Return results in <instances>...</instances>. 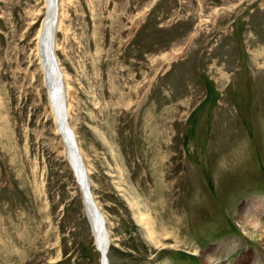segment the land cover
Listing matches in <instances>:
<instances>
[{
	"label": "rangeland",
	"instance_id": "rangeland-1",
	"mask_svg": "<svg viewBox=\"0 0 264 264\" xmlns=\"http://www.w3.org/2000/svg\"><path fill=\"white\" fill-rule=\"evenodd\" d=\"M44 1L0 0V264H101L35 54ZM60 1L56 55L110 264H201L214 245L264 264L238 223L264 201V0ZM135 187L153 242L173 244L144 237Z\"/></svg>",
	"mask_w": 264,
	"mask_h": 264
},
{
	"label": "bare ground",
	"instance_id": "bare-ground-1",
	"mask_svg": "<svg viewBox=\"0 0 264 264\" xmlns=\"http://www.w3.org/2000/svg\"><path fill=\"white\" fill-rule=\"evenodd\" d=\"M52 1L54 0L44 1L45 2V12L43 15L44 18L42 19L41 25H39L40 27L37 29L38 32L35 43L36 45L35 54L37 59L39 60L41 72L43 74L42 77L43 78L42 84L44 86L43 88L47 90L46 95H47L49 107L51 109L50 111L52 112L53 121H55L54 123L55 126L53 125V131L56 135L59 136L58 144L64 146V148L63 147L62 148L64 149V156L66 157V160H68L69 162V167H72L74 169L71 171H73V174H75L74 175L75 183L78 186V188H80L81 190V195L83 202L85 204L87 217L89 218L91 229L94 234L95 245L98 246L97 247L98 249L99 248L101 249L100 250L101 253L107 259V255L111 247V242L113 240L111 236V231L107 227V219L109 218L108 217L106 218L103 215V213L99 210L100 208L97 202H95L93 192L90 188V184H91L90 175L88 174L83 156L81 155L80 145H78V139L75 134V131H73V128L71 126V122H70L71 117L69 116L72 107L71 105L73 101V95L75 94L74 92L72 93L68 88L66 75L62 71V68L59 63L60 59H58L56 55V49L58 47V45L56 44V35H57L56 33H58L59 31L58 29L61 24V19H63L64 16L66 15L65 13H63L64 3L58 0V6L55 13V10H53L51 7L53 3ZM49 17H52L51 21H49ZM65 33H67V30L65 31ZM41 37L43 38V40ZM47 72L48 73L50 72L52 76V80L49 82H47L46 79ZM92 128L96 132L100 133V130H98L95 126H92ZM63 132L64 133L66 132L68 134V137L70 139L69 141L73 143L74 150L77 153L80 161H77V159L74 158L73 155L75 154L67 146L68 139L64 137ZM104 141H106V144L111 146V142L108 141L106 137H104ZM76 161L78 164L77 170L75 167ZM117 171H118L117 172L118 184L116 186L120 189V191L124 192L125 187H123L121 184L122 176H123L121 173V169L120 170L117 169ZM84 178L86 179L85 182H83ZM84 187L89 190V194L91 195V201L94 202V205L96 207V210L99 212L100 217L92 212L93 206L89 204V199L87 198L86 189ZM127 193L126 192L123 193V196L127 201H129L133 213L142 227L143 235L147 239L149 244H153L155 246L156 245L166 246L168 244H173L172 241L153 242L154 231L150 229V224H149L150 215H148L147 213V211L149 212V206L147 205L146 200L145 201L143 200V198L139 194L137 187H135V189H133L132 192L129 193L128 197H127ZM132 193L135 196V198L132 196ZM85 196L87 201L85 200ZM263 204L264 201L260 199L259 201H252L251 203H247L243 207L239 208L238 212H240L239 213L240 220H238V223H239V227H244L243 230L245 233L246 230L248 229L247 227H250L249 229L251 231L259 233L258 236L260 237L261 240L260 243L264 246V225L261 222H259L258 218H256L257 212L255 211L256 209L257 210L263 209L264 208ZM166 214H168L167 211ZM161 217H165V216L161 215ZM99 218L102 222V226L100 230L97 229L96 223L94 222V219H99ZM171 233L173 232L171 231ZM175 244L178 247V243ZM162 249H166V247H162L160 251ZM196 251L197 250H195V252ZM221 251L217 249V247L214 245L207 250L196 252V254L198 253L199 257L201 258L202 261L201 264H227L225 262V258L223 259L221 256ZM157 255H160V253H158ZM107 264H110L108 259H107Z\"/></svg>",
	"mask_w": 264,
	"mask_h": 264
},
{
	"label": "water",
	"instance_id": "water-1",
	"mask_svg": "<svg viewBox=\"0 0 264 264\" xmlns=\"http://www.w3.org/2000/svg\"><path fill=\"white\" fill-rule=\"evenodd\" d=\"M53 3H52V5H51V7H52V9L53 10H55V13H56V10H57V1H52ZM51 18L52 17H49V21H51ZM43 33V32H42ZM42 38V37H41ZM42 40H43V38H42ZM51 63V62H50ZM47 69H48V67H47ZM48 71H49V69H48ZM46 79H47V82H49V81H51L52 80V76H51V74H50V72L48 73L47 72V77H46ZM63 135H64V137H66V139H68V142H67V146L72 150V152L75 154V155H73L74 156V158L75 159H77V161H80V159H79V157H78V155H77V153L75 152V150H74V145H73V143H71L69 140V137H68V134L65 132H63ZM77 155V156H76ZM77 161H76V170H77V168H78V164H77ZM74 170V169H73ZM78 176V175H77ZM79 177V176H78ZM85 178H84V180H83V182H85ZM85 188V187H84ZM86 189V188H85ZM86 193H87V198L89 199V204H91L92 206H93V209H92V212L94 213V214H97L99 217H100V215H99V212L96 210V207H95V205H94V202H92L91 201V195L89 194V190L88 189H86ZM85 200H86V196H85ZM87 201V200H86ZM94 221H95V223H96V227H97V229H99L100 230V228H101V226H102V222H101V220H100V218L99 219H94ZM101 250V249H100ZM103 259H104V256H103ZM105 263V262H104ZM106 264V263H105Z\"/></svg>",
	"mask_w": 264,
	"mask_h": 264
}]
</instances>
